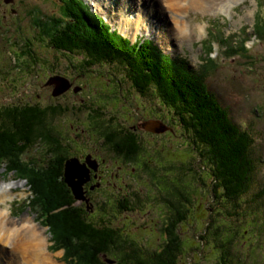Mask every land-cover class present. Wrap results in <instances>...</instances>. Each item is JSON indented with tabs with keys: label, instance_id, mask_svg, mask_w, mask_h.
Segmentation results:
<instances>
[{
	"label": "rangeland",
	"instance_id": "374dc122",
	"mask_svg": "<svg viewBox=\"0 0 264 264\" xmlns=\"http://www.w3.org/2000/svg\"><path fill=\"white\" fill-rule=\"evenodd\" d=\"M127 1L128 7L131 8L125 12V18L131 28H137V31L131 32L133 36L124 34L125 28L129 27H125L124 20L120 17ZM59 2L0 0V109L14 103L15 106L37 102L55 104L56 102L50 99L52 92L56 90L58 93L61 92L58 89H65V80L69 87L58 96H61L60 105L69 110L66 109L67 113L57 118L52 128L56 134L62 135V143L69 149V155H72V152H77V155L87 152L86 155L94 156L87 162H80L77 155L68 157L77 160L78 164L75 163L73 172L80 185L82 175L87 172L89 174L92 169L88 167L94 166L91 161L96 163L97 169L96 158L110 161L109 167L113 176H118L116 173L124 168L119 161L112 162L115 158L110 159L111 144H107L100 135L98 137L88 128L87 109L80 107L83 102L86 105L93 98L111 91L110 87L115 82L120 87L118 108H123L121 114L116 116L119 124L128 127L139 117L142 119V114L148 115V112L152 111L151 116H146L145 119L161 120L171 131L166 135L155 136L152 140L145 138L149 148H146L148 154L144 155L143 159L147 160L149 156L150 162L147 165L151 166L156 174L159 172L158 179L149 171H135L136 174H131L130 177L136 180H125L129 184L127 187H123L124 182L118 184L113 180L115 189L111 188L106 179L105 192L113 190L114 193L108 200H104L98 191L90 195V203L94 201L91 203L93 207L90 204V212L96 211L91 212L95 217L92 221L119 229L122 239L133 240L149 255L158 249L157 244L160 242L161 232L157 228H160V215L165 210L161 199L162 189L172 184L173 190L179 185L183 194L188 193L185 198L189 199L186 201L189 213L180 228L179 264H225L217 260L219 258L211 251L216 248L217 239L204 242L197 237L204 231L206 236H215V231H206L209 226H216L218 232H232L234 237L230 238V254L233 244V249L241 258L245 257V264H264V0H225L221 4L217 2L212 10L194 8L192 3L190 8H187L189 3L182 0L181 8L184 11L180 15L190 26L187 31L191 35L184 39L177 35V40L174 30L178 17L172 14L164 0H114L111 3L108 0H83L90 11L101 17L118 35L127 39L130 45L137 46L140 40H150L164 55L178 62H182L180 59L185 60L186 67L195 75H201L204 86L215 96L220 106L229 112V117L236 126L251 134L254 139L250 148V158L253 161L252 184L247 194L237 200L236 208H233L231 203L224 202L221 197H214L212 181L207 176L211 171L209 168L204 169L202 163L196 161L194 154L188 150L185 138L187 135L171 120L172 117L170 118L168 113L170 111L161 106L150 91L145 96L130 89L129 82L124 80L123 71L126 77L127 74L123 67L103 63L86 66L82 63V56L63 54L50 48L46 38L40 40L37 21L43 24L49 18L59 19ZM234 3L236 5L230 8ZM243 40L244 45L241 43ZM26 45L31 54L25 53ZM209 52L212 53L211 57ZM205 55L213 58L215 62L208 63V57L205 58ZM56 77H59V81ZM23 99L28 101H21ZM74 110L80 113V120L75 121L71 114ZM140 126L150 127L144 124ZM48 158L44 145L35 141V145L26 151L22 160L29 162L32 159L37 166H41L42 161ZM85 164L86 168H82ZM132 167L128 166L125 174L127 177ZM113 176L110 179H114ZM72 180L70 178V182L74 184ZM1 183L3 186L8 185L6 183H14L11 185L16 187L10 192L12 199L0 197V211L7 212L2 223L11 229H15V226L18 229L26 221L32 220L33 224L37 225L35 228L41 235L46 249L50 238L47 228L37 222L36 212L25 207L30 196L26 183L18 180L14 172H7L4 166L0 167V186ZM159 183L162 189L157 186ZM20 185L23 188H19ZM99 188L102 191V187ZM18 192L23 196L15 194ZM8 193L0 192V195ZM127 195L130 208L120 210L119 203H122L123 196ZM179 196L180 193L177 197L183 202L185 199L181 200L183 197ZM80 202L84 203H75ZM3 234L13 238L15 233L7 231ZM152 234L154 235L151 236ZM5 239L3 243L0 242V264L8 261V255L12 251L5 245L7 238ZM188 239L191 240L189 243ZM210 243L213 244L212 248ZM13 246L19 248L18 242ZM46 252L45 256L54 264H65L60 262L62 250ZM109 258V264H116L112 260L113 256ZM14 260V264H19L17 257H14ZM232 264L237 263L233 261Z\"/></svg>",
	"mask_w": 264,
	"mask_h": 264
},
{
	"label": "trees",
	"instance_id": "16d2710c",
	"mask_svg": "<svg viewBox=\"0 0 264 264\" xmlns=\"http://www.w3.org/2000/svg\"><path fill=\"white\" fill-rule=\"evenodd\" d=\"M59 1V19L49 18L43 24L37 21L40 35L47 39L48 46L63 54L82 56V63L86 66L92 63L121 66L139 94L151 91L160 105L170 111L171 120L187 135V147L195 160L202 163L204 169H210L207 176L212 181L214 197H221L236 208L237 200L247 194L252 184L250 148L254 139L230 119L229 112L204 86L201 75L189 70L185 60L178 62L164 55L150 40H140L137 46L130 45L101 17L91 12L83 0ZM60 97L51 95L50 99L55 104L36 101L18 106L14 103L0 109V167L4 166L7 172L12 171L17 178L26 181L31 193L28 206L37 213L40 224L47 228L51 242L49 249L54 252L62 250L61 261L65 264H109L110 256L116 264H179L180 228L189 213L186 202L189 199L185 198L188 193L184 195L179 185L172 190V184L166 189L157 184L163 190L161 199L165 209L160 222L162 227H169L166 233L161 228L157 229L168 240L162 249L157 244L158 249L149 255L133 240L122 239L119 229L93 222V211L86 209V203H75L73 190L63 173L68 157L77 155V152L72 149L76 154L72 152L69 155V149L62 143V135L56 134L52 128L57 118L67 113L68 108L59 103ZM76 111L71 112L75 121L80 120V113ZM101 115V111L93 110L89 116L98 119ZM110 125L107 127L109 132L113 130ZM107 137L111 143H120L117 157L130 158L126 162H131L135 171H149L158 179L159 172L156 174L147 164L143 166L141 157H137L142 151H139L140 144L135 143L132 135ZM35 141L44 145L46 156H49L41 166L32 159L29 162L22 160ZM117 160L123 161L121 158ZM97 191L101 193V190ZM178 193L183 197L181 200L185 199L183 202L179 201ZM118 208L128 210L130 207L122 199ZM176 228L179 229L178 234H175ZM216 228L209 226L206 229L215 231V236H206L202 230L203 234H198V239L204 242L217 239L216 248H212L210 243L211 251L219 258L217 260L225 264L233 261L245 264V257L241 258L233 244L230 254L232 232H218Z\"/></svg>",
	"mask_w": 264,
	"mask_h": 264
},
{
	"label": "flooded vegetation",
	"instance_id": "af4514ba",
	"mask_svg": "<svg viewBox=\"0 0 264 264\" xmlns=\"http://www.w3.org/2000/svg\"><path fill=\"white\" fill-rule=\"evenodd\" d=\"M27 47L28 46L26 45L24 51H25V53L29 54L30 49H28L29 47L28 48ZM116 67H118V66L116 65ZM123 75H124V80L129 82L130 89L131 90L134 89L136 91V88L134 87L132 82H130L129 79L126 77L124 71H123ZM14 81H16V79ZM115 87H116V89H115ZM110 88H111V91H109L107 93H103L100 97L93 98L91 100V102L88 101L86 105L83 104L84 102L82 104H80L82 108L86 107L87 114H89V115L90 114L92 115L93 110L94 111L99 110L103 113V115H101L100 118H98V119L95 117L92 118V116L86 115V118L88 121V126H89L88 128H90L92 131H94L98 135V137L101 136L107 144H111L110 145L111 147H109L111 149V154H112V156H116V157H117L116 152H118L117 146H119L120 143L119 142L111 143V141L108 140L107 136L108 135H115V136H117V135H129L130 136V135H132V137L135 140V143L139 142V144H140L139 151H142V152H138L137 157H139V156L141 157L142 164H143V166H145L147 163L150 162L149 156L147 157V160L143 159L144 155L148 154L146 152V148H149V143L146 141L145 138L148 137L149 140H152L155 136H158V134H154V133L149 132V131L138 130L136 127H137L138 123H141L143 121H149L150 119H152V118H147V120L145 119L146 116L147 117L151 116L150 114H152V111L151 112L149 111L148 115L142 114L141 115L143 117L142 119H141V117H139L135 122L133 121L128 127H127V125L119 124V121L116 119V116H119L121 114L122 109H123V108H118L119 107L118 97H119L120 87L118 84L113 82ZM137 93L139 94V92H137ZM147 93H148V91H147ZM147 93H145L144 95L147 96ZM150 93L153 94L151 91H150ZM139 95H141V94H139ZM21 101H28V100L23 99ZM5 107H7V106H5ZM124 112H126V109L124 110ZM109 124H112V125H110V126H112V129H113L111 132L107 131V127L109 126ZM169 133H170V131L165 132L163 135H166ZM160 135H162V134H160ZM100 141H101V139H100ZM82 152H84L83 149H82ZM81 156H83V157L80 158ZM85 156L86 155H84V154L83 155L79 154L77 157H79V161L82 162V161H84ZM112 156L110 157V159L116 158V157H112ZM92 158H94V156H92ZM119 158H121L123 160L122 162H120V164H122L124 166V168L119 172L120 174L116 173L118 176H113L112 170H110L111 168L109 167V163H110L109 160L96 158V160L98 161L97 169L95 171H93V170L89 171V174L87 177L88 179L82 186L83 191H84V197L88 200L89 204L94 203V201H92L90 203V195L93 192H96L97 190H99L100 189L99 186L102 187V191L99 194H100V196L103 197L104 200H108V197L110 195H113V193H114L113 190H111L109 193L105 192L104 186L106 185L105 184L106 179H108V182L111 185V188H113V189H115L114 184L112 182L113 180H116L118 183L124 182L123 187H127L129 185L127 182H125V180H128V181H130V179L136 180V178L130 177L131 174H136L134 168L129 169V173H128L129 177H127L125 175L126 170L128 169V166L131 164V162L128 163L126 161L129 160L130 158H127V157L124 158L121 155H119ZM115 161H118L117 158L114 159L112 162H115ZM111 176H113L114 179H110ZM134 177H136V175H134ZM84 180H86V178ZM128 197H129V195L123 196V198H122V199L126 200L127 204L129 203ZM79 204H83V203L80 202ZM92 207H93V205H92ZM165 224H166V222H165ZM160 228L164 233H166L169 227L167 225H164L162 227V224H161ZM178 231H179V229L176 228L175 234H178ZM167 240H168V238L166 235L163 236V234H162V237H159V241L160 242L162 241V244H160V242L158 243L160 249H162V247L167 245V244H165L167 242Z\"/></svg>",
	"mask_w": 264,
	"mask_h": 264
},
{
	"label": "bare ground",
	"instance_id": "6f19581e",
	"mask_svg": "<svg viewBox=\"0 0 264 264\" xmlns=\"http://www.w3.org/2000/svg\"><path fill=\"white\" fill-rule=\"evenodd\" d=\"M108 1H110V3H111L114 0H108ZM140 1L143 2L145 0H140ZM181 1L182 0H164V3L172 11V14H174L178 17L177 21H176V26H175L176 30H174V31H176L175 32L176 40H177L178 36H180L184 39L186 37L187 38L190 37V35H191L187 31V29H189L190 26L187 24V22H184L183 17H181V15H180V13H182V11H184V9L181 8ZM224 1L225 0H186V2L189 3L187 8H190V3H192L191 4L192 7L203 8L206 10L207 9L212 10V7L214 5H216L217 2H220L219 4H221ZM128 5H129L128 1H127V3H124V5H123L124 10H123V13L120 14V17H121V19L124 20L125 27L126 26L129 27V28H125L124 34L128 35V36H133L132 35L133 33H131V32L137 31V28H131L129 26V24H130L129 21L127 20V18H125V12L129 10L128 8H131V6L128 7ZM234 5H236V4L235 3L232 4L230 6V8ZM138 18H139V16H137L136 21L138 20ZM57 82H56V85H58ZM92 118H94V117H92ZM65 173H66L65 174L66 182L72 188L75 197H77V193H76L77 189H75L74 185L71 184V182H70V178H71L72 174H71V170H70L68 165L66 166V172ZM6 184H8V185L3 186V183H1L0 192L1 193L9 192V193L4 194L3 196L0 195V197H3L4 199L5 198L6 199H12L13 195H11L10 192H12L13 188L16 189V187L11 185L14 183H6ZM19 188H23V186L20 185ZM15 194H19V196H23L21 192H18ZM6 214H7V212H4L3 210L0 211V219H1L0 220L1 221L0 222V242L3 243L2 241L6 240L5 238H7V243H5V245L8 246L9 249L12 251H11V253H9V255H11V256L8 255V261L4 262V263L5 264H14L13 263V262H15L14 257H17L19 264H54L45 256V254H47V252H46L45 247L43 246V240L41 238V235L39 234L38 230L35 228V226H37V225L33 224L32 220H30V221H26L22 225L21 228L19 227L17 229V227L15 226V229H11V227H9L7 225L5 226V224L2 223V219L7 216ZM12 224L15 225L16 223L12 222ZM30 228H33V229L31 230ZM7 231L8 232L11 231V232L15 233L12 236L13 238H11V235L5 236L3 234V233H6ZM15 242H18L19 248H15L13 246ZM10 250H9V252H10ZM0 260H1V257H0Z\"/></svg>",
	"mask_w": 264,
	"mask_h": 264
},
{
	"label": "water",
	"instance_id": "95a60500",
	"mask_svg": "<svg viewBox=\"0 0 264 264\" xmlns=\"http://www.w3.org/2000/svg\"><path fill=\"white\" fill-rule=\"evenodd\" d=\"M7 3L8 2H5V4H7ZM56 80L59 81V77L58 78L56 77ZM63 82H64L66 88L63 89V90L58 89L61 92L66 91L68 89V87H69V85L66 83L65 80H63ZM61 92H58L57 93L56 90H53L52 95L53 96H58V94H61ZM74 92H76V90ZM140 124L149 125L150 127H148V128L147 127H141ZM136 128L138 130L149 131V132H152V133L158 134V135L164 134L165 132H168V131H171V129L169 127H167V125H165L163 121L158 120V119H154V120H149V121H146V122L138 123ZM88 159H91V157L88 156V155L86 157H84L85 162H87ZM75 163L78 164L76 159H74V158L73 159L72 158L67 159V161L65 162V165H64V168H65L64 169V173H63L64 174V177H65V174H66L65 173L66 172V166L68 165L69 168H70V170H71L72 176H74V177L71 176V178L73 179L72 182L74 183L73 184L74 185V188L77 189L76 190L77 197H75V195H74L75 201H82V202L86 203V209L87 210L88 209L91 210V206H90L88 200L84 197V191H83V188H82L83 184L88 179L87 178L88 177V172L86 173V175H82V183L79 185V183H78L79 182V179H78V177L75 176V173L73 172L74 171V167H76V164ZM91 163L94 164V166L91 165L88 168H91L93 171H95L96 170V163H94L93 161H91ZM79 167H80V165H79ZM81 167L82 168H86V164L83 165V166H81ZM83 177H85L86 180H83ZM73 194H74V192H73Z\"/></svg>",
	"mask_w": 264,
	"mask_h": 264
}]
</instances>
